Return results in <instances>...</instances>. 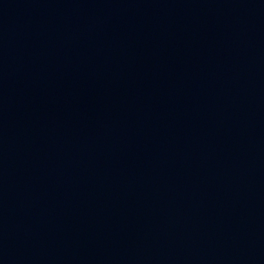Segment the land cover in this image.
Returning <instances> with one entry per match:
<instances>
[{
	"label": "water",
	"instance_id": "obj_1",
	"mask_svg": "<svg viewBox=\"0 0 264 264\" xmlns=\"http://www.w3.org/2000/svg\"><path fill=\"white\" fill-rule=\"evenodd\" d=\"M0 264H264V0H0Z\"/></svg>",
	"mask_w": 264,
	"mask_h": 264
}]
</instances>
